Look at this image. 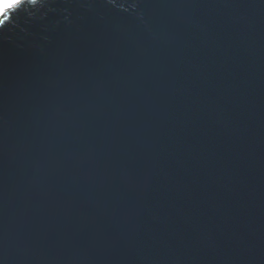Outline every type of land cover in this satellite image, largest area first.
Listing matches in <instances>:
<instances>
[{
  "label": "water",
  "instance_id": "1",
  "mask_svg": "<svg viewBox=\"0 0 264 264\" xmlns=\"http://www.w3.org/2000/svg\"><path fill=\"white\" fill-rule=\"evenodd\" d=\"M0 264H264V0L12 11Z\"/></svg>",
  "mask_w": 264,
  "mask_h": 264
},
{
  "label": "snow or ice",
  "instance_id": "2",
  "mask_svg": "<svg viewBox=\"0 0 264 264\" xmlns=\"http://www.w3.org/2000/svg\"><path fill=\"white\" fill-rule=\"evenodd\" d=\"M25 0H15V2H10V0H0V25H3L6 20L10 18V13L19 9Z\"/></svg>",
  "mask_w": 264,
  "mask_h": 264
},
{
  "label": "clouds",
  "instance_id": "3",
  "mask_svg": "<svg viewBox=\"0 0 264 264\" xmlns=\"http://www.w3.org/2000/svg\"><path fill=\"white\" fill-rule=\"evenodd\" d=\"M10 2H15V0H10ZM3 6L2 5H0V8H2Z\"/></svg>",
  "mask_w": 264,
  "mask_h": 264
}]
</instances>
